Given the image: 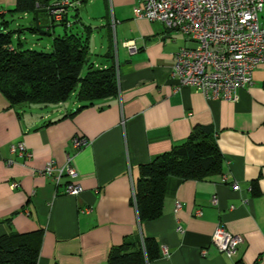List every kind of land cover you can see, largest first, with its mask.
Masks as SVG:
<instances>
[{"label": "crops", "instance_id": "crops-1", "mask_svg": "<svg viewBox=\"0 0 264 264\" xmlns=\"http://www.w3.org/2000/svg\"><path fill=\"white\" fill-rule=\"evenodd\" d=\"M70 1L71 25L45 36L47 47L68 28L89 32L90 59L96 68L117 66L119 94L84 109L75 95L58 105L14 107L0 94V238L39 232L38 264H109L111 250L138 234L160 245L161 257L149 264H264V63L237 102L208 100L172 76L176 53L195 44L161 22L137 18L143 0ZM16 3L0 0L7 31L18 43L37 38L25 30L34 15L14 14ZM196 128L216 137L223 173L169 177L162 217L141 224L135 193L142 165L185 143ZM77 137L89 144L75 149ZM19 144L31 159L12 149ZM68 154L83 188L78 196L66 193L68 179L57 186L39 174L49 161L65 165ZM218 225L244 237L237 257L212 243Z\"/></svg>", "mask_w": 264, "mask_h": 264}, {"label": "trees", "instance_id": "trees-1", "mask_svg": "<svg viewBox=\"0 0 264 264\" xmlns=\"http://www.w3.org/2000/svg\"><path fill=\"white\" fill-rule=\"evenodd\" d=\"M48 0H17L14 14H44ZM0 94L11 106L58 105L74 95L81 109L119 94L118 70L96 68L90 59L89 32L84 35L66 31L54 40L50 52L24 49V42L14 43V33L0 16ZM67 28V24L61 23ZM25 30L38 34L34 23ZM24 31V30H23ZM84 69L86 73L83 74ZM80 109V110H81ZM224 158L213 133L196 128L190 138L155 161L142 165L136 185L135 200L140 223L158 220L164 213L166 182L169 177L183 180H206L221 175ZM39 232L9 233L0 238V264H38ZM161 257L155 239L134 235L114 247L109 264H149Z\"/></svg>", "mask_w": 264, "mask_h": 264}, {"label": "built area", "instance_id": "built-area-1", "mask_svg": "<svg viewBox=\"0 0 264 264\" xmlns=\"http://www.w3.org/2000/svg\"><path fill=\"white\" fill-rule=\"evenodd\" d=\"M71 6L73 2L66 0L48 10L55 23L71 25L66 20ZM263 10L264 0H143L142 6L135 8V15L150 22H161L195 44L182 47L175 55L172 76L181 87L195 88L208 100L237 102L239 91L253 84L254 71L264 63V27L260 23ZM130 49L133 52L136 47ZM88 144L78 137L73 140L75 149ZM12 149H18L27 159L32 158L24 144ZM66 158L63 166L49 161L39 174L52 179L57 186L68 179L66 193L78 196L83 192L77 184L79 173L73 166L72 156L68 154ZM212 203L218 204L216 196ZM180 208L178 203L177 210ZM244 242V237L222 225H218L212 236L215 247L229 258L238 256ZM163 252L169 255L166 247Z\"/></svg>", "mask_w": 264, "mask_h": 264}, {"label": "water", "instance_id": "water-1", "mask_svg": "<svg viewBox=\"0 0 264 264\" xmlns=\"http://www.w3.org/2000/svg\"><path fill=\"white\" fill-rule=\"evenodd\" d=\"M49 11V10H47ZM48 13V12H47ZM48 19L44 23L40 20V12L35 13L34 16V27L37 33L41 36H53V30L57 27H60V24L55 23L50 12L48 13ZM66 20H69V17L66 16ZM57 38V37H56Z\"/></svg>", "mask_w": 264, "mask_h": 264}, {"label": "rangeland", "instance_id": "rangeland-1", "mask_svg": "<svg viewBox=\"0 0 264 264\" xmlns=\"http://www.w3.org/2000/svg\"><path fill=\"white\" fill-rule=\"evenodd\" d=\"M84 8H81V12H83ZM46 14V13H45ZM49 18V17H48ZM47 18V19H48ZM2 23V21H0V24ZM46 41V37L45 36H41V35H37V38H32L31 35L29 34L27 36V40L24 42V49H33V50H37V51H45V52H50L52 50V48H48L47 47V43ZM15 46H18V42L14 40ZM86 69H84L83 74L86 73ZM74 97H72L70 99V101H73Z\"/></svg>", "mask_w": 264, "mask_h": 264}]
</instances>
